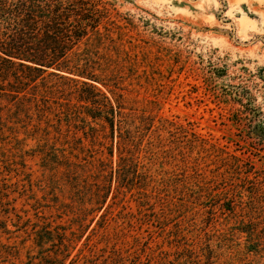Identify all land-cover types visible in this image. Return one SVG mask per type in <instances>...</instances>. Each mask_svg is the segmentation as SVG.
I'll use <instances>...</instances> for the list:
<instances>
[{
    "label": "rangeland",
    "instance_id": "1",
    "mask_svg": "<svg viewBox=\"0 0 264 264\" xmlns=\"http://www.w3.org/2000/svg\"><path fill=\"white\" fill-rule=\"evenodd\" d=\"M84 1L77 41L0 0V264H264V0Z\"/></svg>",
    "mask_w": 264,
    "mask_h": 264
},
{
    "label": "trees",
    "instance_id": "2",
    "mask_svg": "<svg viewBox=\"0 0 264 264\" xmlns=\"http://www.w3.org/2000/svg\"><path fill=\"white\" fill-rule=\"evenodd\" d=\"M5 2V5H8V7H15L19 8L20 14H23L24 17H26L25 22L29 21H36L37 19L42 20V23H44L45 26V35L47 38L51 40H56L57 37H59V33L62 31V29L65 27L67 30V33H63L64 37H70L72 40L75 39L77 41L85 38L87 36V29H93L95 30L97 25V19L93 16L95 13H98V9L92 8L91 5H89L84 0H79L75 2L73 5L65 7L64 4L60 1H57L56 4H52L51 1L47 2V0H18L17 3H11L7 2V0H1ZM74 17L77 24L79 25L78 29L76 30H70L68 27H70V19L71 17ZM99 23V22H98ZM29 31H34V29H28ZM70 32V33H69ZM32 33V32H31ZM62 33V32H61ZM70 34V35H69ZM54 35V36H53ZM70 49L62 48V47H50L46 48L45 51V57H37L35 61H28L31 64H33L34 67L33 70L35 73H45L48 69H54L59 72H63V63L59 64L56 63L57 59H62L67 56V52ZM72 50V49H71ZM0 52L4 54V56L8 59L14 58L12 55L7 53L3 50V48H0ZM54 57H56L54 59ZM50 58V59H46ZM53 58V59H52ZM2 59V58H1ZM4 62L8 61L6 59H2ZM230 95L233 96L234 100L242 107V110L240 112L244 113V118L249 119V122L252 121V118L259 113L257 111L256 107V99L252 97L249 90L245 89L244 87H238V89L231 93ZM98 110L102 114L104 113L105 107L100 108L98 107ZM114 115L113 109H109V111H106V115H99L101 118H104L106 122L110 125V127L113 129V120L109 116ZM249 117V118H248ZM256 120V119H255ZM254 120V121H255ZM43 244V242L41 243ZM43 260V261H41ZM40 262H30V264H58L55 263L57 260H46L41 259Z\"/></svg>",
    "mask_w": 264,
    "mask_h": 264
}]
</instances>
